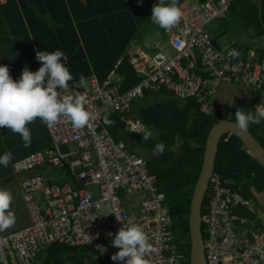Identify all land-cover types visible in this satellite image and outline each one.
Instances as JSON below:
<instances>
[{"label": "built area", "instance_id": "built-area-1", "mask_svg": "<svg viewBox=\"0 0 264 264\" xmlns=\"http://www.w3.org/2000/svg\"><path fill=\"white\" fill-rule=\"evenodd\" d=\"M232 3L192 0L180 24L164 31L163 40L149 51L128 53L126 59L140 76L133 88L123 91L117 73L122 57L105 81L92 75L62 92L84 97L91 119L75 128L61 117L51 128L57 148L37 151L13 164L14 173L23 176L32 223L0 238V264H34L39 252L55 243L91 248L114 264H123L111 259L119 251L112 239L123 222L139 224L147 233L152 245L149 264L189 263L188 255L174 243V220L158 176L151 172L148 159L110 135L103 116L119 113L126 130L142 134L147 129L143 122L127 117L133 102L147 92L164 91L179 100L193 99L202 113L212 115L211 99L224 83L252 87L260 96L255 106L264 101V59L258 60L255 51L243 58L235 42L217 45L207 29L211 22L228 18ZM233 50L237 57L231 55ZM60 146L71 149L61 152ZM46 168L68 176L52 183L42 171ZM206 198L201 219L207 264H264V218L246 216L256 212L255 203L219 173L211 175Z\"/></svg>", "mask_w": 264, "mask_h": 264}, {"label": "trees", "instance_id": "trees-1", "mask_svg": "<svg viewBox=\"0 0 264 264\" xmlns=\"http://www.w3.org/2000/svg\"><path fill=\"white\" fill-rule=\"evenodd\" d=\"M186 1L178 0L179 6ZM155 3L157 0H10L0 3V62L15 68L17 73L22 72L25 66L37 70L36 67L41 66L36 59L37 51L60 49L68 56V67L74 77L69 85L80 82L81 75L85 80L95 73L105 81L117 61L137 39L142 26L150 23L165 31L150 21ZM233 20L242 26L244 32L253 31L255 37L264 36V0H234L228 22L234 25ZM237 48L243 50V58L249 57L250 46L244 49L238 44ZM256 54L258 60H263L264 48H258ZM119 74L125 78L124 91L136 86L140 80L126 56ZM150 94L158 98L140 113L141 118L145 125L161 134L149 140L147 148L153 150L163 145V149L162 158L151 160L149 168L158 176L160 189L163 192L167 189L165 193L174 219L175 239L182 236L184 243L180 246L187 248L190 254L189 215L193 193L201 173L209 133L225 115L215 113L208 116L199 111L193 99L182 105V101L173 95L166 98L153 92H147L144 98L135 101L136 107L139 103L141 110ZM240 107L254 111L251 107ZM236 109L227 113V118L235 121ZM107 120L122 126L117 114L110 115ZM263 125L252 124L249 131L264 147V138L259 135ZM124 135L128 134L124 132ZM140 138L143 139L142 136ZM214 172L246 198L255 197L251 188L264 195V167L236 135L226 134L221 139ZM206 206L207 198L203 214ZM75 248L63 243L50 247L56 256L75 252Z\"/></svg>", "mask_w": 264, "mask_h": 264}, {"label": "clouds", "instance_id": "clouds-1", "mask_svg": "<svg viewBox=\"0 0 264 264\" xmlns=\"http://www.w3.org/2000/svg\"><path fill=\"white\" fill-rule=\"evenodd\" d=\"M183 16L178 0H157L152 7L150 21L159 28L170 31L180 24ZM231 55L237 57L239 53L233 50ZM36 59L41 62V66L36 71L25 66L19 78L15 80L10 75L8 66L0 64V128L6 127L19 134L24 147H30L32 142L27 125L37 118L48 128L54 127L61 117L68 118L75 128L86 126L91 119L90 112L85 108L84 97L62 95V92L68 89L69 81L74 79L68 67V56L60 49L39 50L36 52ZM80 80H84L82 75ZM234 115L235 126L241 132H247L250 125L264 123V101L261 100L254 107V111L238 107ZM105 122L110 123L107 120ZM147 138L146 134L145 139ZM157 148L162 150L163 145H158ZM12 159L11 151L0 154V166L8 167ZM227 184L229 185L228 182ZM12 200V193L0 188V232L16 222L10 208ZM204 206L205 199L203 210ZM115 214L117 220L123 221L120 214ZM112 245L119 249L111 256L113 261H121L123 264H149L147 253L152 250V245L147 233L139 224L123 222V227L113 236Z\"/></svg>", "mask_w": 264, "mask_h": 264}, {"label": "crops", "instance_id": "crops-1", "mask_svg": "<svg viewBox=\"0 0 264 264\" xmlns=\"http://www.w3.org/2000/svg\"><path fill=\"white\" fill-rule=\"evenodd\" d=\"M188 8L189 7L184 8L183 11L186 12L188 10ZM228 26H231V28H232L233 23L229 22ZM232 37H235V38H233L232 41L225 43L224 46L230 44L231 42H235L236 46L239 44L244 49L246 46L253 47V46H251V44H252L251 41L253 40V38H252V36H250V31L246 32V36H244L243 34H238V32L236 31V32L232 33ZM238 40H242L243 43H239ZM261 48H264V46H262ZM253 51H255L257 53L255 48H251L250 53ZM127 53H130V52H127ZM0 61H2V59H0ZM0 64H1V62H0ZM8 68H9V72H10V75L12 76V78L14 80L18 79L21 72L17 73V70L11 66ZM36 69H38V67H36ZM32 71H36V70H32ZM94 75H96V73ZM96 76L100 80L99 76L98 75H96ZM90 77L86 78L85 79L86 81L83 80V82H87V80ZM123 79H125V78H123ZM101 82H103V81H101ZM123 83H124V80H123ZM83 85H86V83ZM153 93H155V92H153ZM155 94H161V97H166V98H168L167 95H172L168 91L155 93ZM149 96H150V98H148L147 102L142 105L143 107H141V110L139 109L140 108L139 103L136 107V104H135L136 102L135 101L133 102L131 113L129 115H127V117H129V116L131 117L132 122L137 121V120H141L143 122V124L145 125L144 121L141 118L140 113L147 107V105H149L151 102L155 101L156 98H158V96H156V95L150 94ZM176 99H178V98H176ZM137 100H139V99H137ZM259 100H260L259 93H257V91L254 90L250 86L243 85V84L224 83L219 87L218 91L215 93V95L211 99V103L215 109L212 115H214L215 113H222L225 115L222 119L231 120L230 118H227V113H232L235 108H238L240 106L254 108L255 104L258 103ZM180 101H182L181 104L184 105V103L187 100L186 101L180 100ZM165 102H167V101H165ZM167 103H169V102H167ZM198 109L201 112L199 105H198ZM109 115H113V114H109ZM117 115L121 118L120 122H121L122 127H123V133H122L120 139H118V140L115 139L114 136L110 133L109 127H111V125H110L111 121H110V123H106L105 122L107 120L106 119L105 121H103L104 128L110 133V135L117 141H121V140L126 141L127 139H129V137L132 138L134 140V144H132V147H130V149H133L134 146L137 145V147L143 146L147 150H150L149 148H147L149 140L152 141V140L158 138L160 136L161 132H159L158 130L152 129L151 130L152 135L148 136V138L145 139V135L148 132L147 129L149 128L147 125H145L147 127V129L145 130L144 133L133 135L128 130H126V128L124 126V121L122 119L123 117L121 116V114L118 113ZM208 116H211V115H208ZM116 123H118V122H116ZM27 127L29 128L30 133H31V141L32 142H31L30 147H24V143H23L19 134L13 133L10 129H7L6 127L0 128V154H3L4 152H7V151H11L13 153L12 166H11L12 172L10 173L8 171V167L0 166V176L3 177L2 179L0 178V186L3 183H7L10 180L14 179L15 176H13V175H16V174L14 173V170H13V164L17 160L25 158L26 156L33 154L37 151L48 150L50 148H57V145H56L55 141L53 140L51 128H48L44 123H42L40 121V119L37 118L32 123L28 124ZM124 132L125 133L128 132L130 134L124 135ZM259 135L262 138H264V125L260 129ZM141 136L143 138V139L140 138L141 140L136 138V137H141ZM139 142H141L140 145H138ZM70 149H71V146H66V147L60 146L58 150H60L61 152H67ZM205 149H206V147H205ZM153 150H155V149H153ZM147 159H148V164H149L151 158H147ZM160 159H152V160H160ZM202 166H203V164H202ZM54 169L55 168H46L45 172L50 173ZM201 170H202V167H201ZM154 174H156V173H154ZM57 176L61 177L64 180V179H66L65 177L68 175L66 174V172L63 174L62 170L58 169ZM11 178H13V179H11ZM10 208H11V211L15 215L16 222L10 228L0 232V238L7 236L11 233L18 232V231L23 230V229L28 227V226H26L24 228L19 227V217L16 213V210L13 206L12 207L10 206ZM246 216L250 217L248 214H246ZM31 223H32V221H31ZM180 251L182 253L187 254L191 260V253L188 254L187 248L181 247ZM189 263H190V261H189ZM34 264H114V263L110 259H108L106 256L100 254L99 252H97L91 248L79 246V247L75 248V252H72V253L71 252H65V253L60 254V256H56V255L52 254L50 248H48L46 250H42L41 252H39L38 257H37Z\"/></svg>", "mask_w": 264, "mask_h": 264}, {"label": "rangeland", "instance_id": "rangeland-1", "mask_svg": "<svg viewBox=\"0 0 264 264\" xmlns=\"http://www.w3.org/2000/svg\"><path fill=\"white\" fill-rule=\"evenodd\" d=\"M191 3H192V0H188L185 3H183L180 7L182 8V10H184V8L189 7ZM228 20H229V17L227 19H224V20H216V21L211 22L207 26L209 33L215 39V42L217 45L224 46L225 43L232 41V39L235 38V37H232V33L236 32V31L238 32V34H243L244 36H246V32H244L242 30V26L240 27L239 24L233 20V22H235V23L231 28V26H228V23H229ZM148 24L149 25L142 26V28L138 31L137 39L127 49L128 52L133 53V52H141V51H146V50L149 51L148 49L151 48V46L155 42H157L159 40H163L165 38V34L163 31L159 30L158 28H155L153 24H150V23H148ZM255 34L256 33L252 32V31L250 32V36H252V38H253V40L251 41V43H252L251 46H253V47H251V48H255L257 51L258 48H261L262 46H264V36H256L255 37L254 36ZM238 42L243 43L242 40H238ZM168 52L170 54H173V51H171V50ZM126 53H127V51L124 53L123 56H121V58L122 57L125 58ZM118 61H117V63H118ZM117 63H116V65H117ZM120 66L117 69V73L120 76L121 80H124L123 79L124 75L122 76L121 74H119ZM115 67H114V69H115ZM186 100H189V99H185V101ZM109 116H110L109 112H107L103 116V121H105ZM110 125H111V127H109V128L112 129V131L110 129V133L114 136L115 139H117V140L120 139L121 135L123 133V127L119 126L118 123H114V122L111 123ZM147 130H148V132L146 134L148 136H151L152 135V131H151L152 129L149 127ZM131 134L136 135L134 133H131ZM227 134H230V133H227ZM230 135H233V134H230ZM136 138L140 139V137H136ZM151 160L152 159H150V161ZM11 166H12V161L8 165V171L10 173L12 172ZM45 170L46 169L43 170L44 171L43 173L47 177L49 176L52 179V183H55V182L60 183L63 181V179L61 177L57 176L58 169H54L50 173L45 172ZM13 176H15L13 180H10L7 183H3L0 186V188L7 189L12 193L13 200H12V203L10 206L11 207L13 206L16 210V213L19 217V227L24 228L26 226L31 225V216L29 213V209L27 206L26 199H25V194L23 193V190H22L23 176L22 175H13ZM0 178L2 179L3 177L0 176ZM241 186H242V184H241ZM251 189L255 195V197L251 200L256 205V212L255 213L254 212H248V214L253 215V216H261L264 218V195L259 193L255 188H251ZM164 191L166 192L167 189ZM174 237H175V235H174ZM183 240H184V238L182 236L181 237L177 236L174 243L177 244L179 247H181L182 243H184Z\"/></svg>", "mask_w": 264, "mask_h": 264}, {"label": "water", "instance_id": "water-1", "mask_svg": "<svg viewBox=\"0 0 264 264\" xmlns=\"http://www.w3.org/2000/svg\"><path fill=\"white\" fill-rule=\"evenodd\" d=\"M227 133L238 136L243 141L248 152L251 153L264 167V147L249 131V129L247 132H241L235 126L234 121L229 119H220L213 125L207 139L202 170L199 175L191 202L189 215L191 234V264H207L201 216L205 193L209 185L210 177L215 168L219 144L222 137ZM127 134L129 135L130 133L127 132ZM125 142L129 148L132 147V144H134V140L130 137ZM133 149L136 153L140 154L146 159H160L162 157L161 151L158 149L147 150L141 146L137 147V145L134 146Z\"/></svg>", "mask_w": 264, "mask_h": 264}, {"label": "bare ground", "instance_id": "bare-ground-1", "mask_svg": "<svg viewBox=\"0 0 264 264\" xmlns=\"http://www.w3.org/2000/svg\"><path fill=\"white\" fill-rule=\"evenodd\" d=\"M8 1H10V0H6V2H3L2 0H0V2L3 4L7 3Z\"/></svg>", "mask_w": 264, "mask_h": 264}, {"label": "flooded vegetation", "instance_id": "flooded-vegetation-1", "mask_svg": "<svg viewBox=\"0 0 264 264\" xmlns=\"http://www.w3.org/2000/svg\"><path fill=\"white\" fill-rule=\"evenodd\" d=\"M141 144V142L140 143H138V145H140ZM141 147H143V146H141Z\"/></svg>", "mask_w": 264, "mask_h": 264}]
</instances>
